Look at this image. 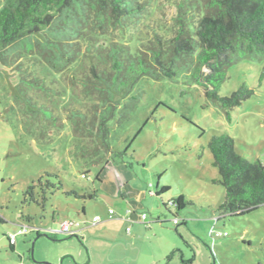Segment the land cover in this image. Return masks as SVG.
Wrapping results in <instances>:
<instances>
[{"label": "rangeland", "instance_id": "obj_1", "mask_svg": "<svg viewBox=\"0 0 264 264\" xmlns=\"http://www.w3.org/2000/svg\"><path fill=\"white\" fill-rule=\"evenodd\" d=\"M139 1L149 2L147 12L135 30L108 29L114 41L128 43L134 34L173 37L179 5L190 9L197 0ZM86 47L83 43L77 62L62 74L48 72L31 56L22 59L27 75L36 74L48 88L27 90V97L54 111L56 122L27 108L22 98L26 94L16 88L17 73L0 65V216L6 221L0 225V248L13 256L10 260L0 253V264H264V205L216 222L226 189L217 182L219 172L208 147L214 135L228 134L238 154L264 166L263 65L243 61L229 69L221 96L232 95L242 85L255 91L232 111V121L182 73L173 80H141L132 94L138 98L136 109H123L129 117L117 125V114L111 126L110 143L118 151L129 147L128 154L111 159L101 171L88 166L83 152L95 159L94 142L76 137L71 119V111H88L98 103L79 83L94 60ZM46 173L59 176V181H49L62 183L63 191L48 194L44 202L39 180L45 184ZM32 185L37 187L36 202H24ZM163 188L169 190L157 195ZM70 191L97 193V198L75 199L66 195ZM181 196L188 204L178 211L171 201ZM97 216L103 222L93 225ZM27 217L32 230L16 238L12 252L8 236L26 225ZM67 220L80 224L79 235H48ZM174 250L176 256L167 260Z\"/></svg>", "mask_w": 264, "mask_h": 264}, {"label": "trees", "instance_id": "obj_2", "mask_svg": "<svg viewBox=\"0 0 264 264\" xmlns=\"http://www.w3.org/2000/svg\"><path fill=\"white\" fill-rule=\"evenodd\" d=\"M147 5L149 2L139 0H0V65L17 73L16 88L25 94L30 89L48 88L36 74L27 75L23 58L31 56L48 72L62 74L77 62L83 43L87 45L86 52L94 60L79 83L98 103L88 111H71V119L76 137L94 142L95 159L83 152L90 160L88 166L101 171L111 159L128 154L129 147L118 151L110 143L111 126L117 114L121 115L117 125L129 117L123 109H136L138 98L132 94L141 80H173L182 73L204 90L206 100L222 110L228 121H232V111L255 93L242 85L232 95L221 96L229 69L243 61L257 62L263 65L264 80V0H197L190 9L182 3L175 19V35L170 38L157 33L151 38L134 34L126 43L108 35L110 28L122 33L135 30ZM22 98L27 108L56 122L54 111L34 104L27 94ZM208 147L219 172L217 182L226 189L220 221L227 216H245L263 206L264 166L238 154L228 134L214 135ZM45 178V184L43 178L39 180L44 202L48 194L63 191L62 183L49 181H59L58 175L46 173ZM36 188L32 185L27 189L24 202H36ZM168 190L163 188L157 195ZM66 195L84 201L97 198V193L70 191ZM171 204L180 211L188 202L181 196ZM5 223L0 216V225Z\"/></svg>", "mask_w": 264, "mask_h": 264}, {"label": "built area", "instance_id": "obj_3", "mask_svg": "<svg viewBox=\"0 0 264 264\" xmlns=\"http://www.w3.org/2000/svg\"><path fill=\"white\" fill-rule=\"evenodd\" d=\"M113 215H114V211L111 210L110 216H113ZM220 219H221V217H219L216 220V222L218 223L220 221ZM101 221H102V218L97 216L94 218L93 224L99 223ZM173 223H174V225H179L180 224L179 219L174 218ZM79 226H80L79 223H75L74 221L67 220V221H64L61 223L60 229L58 231H50V233L51 234H63L66 236H74V235L78 234L77 232H78ZM28 231H29V227L27 225H24L19 230L18 235H25L26 233H28ZM219 235L221 236V234H219ZM224 235H226V234H224ZM16 238H17V235H12L10 237V241L12 244L16 243Z\"/></svg>", "mask_w": 264, "mask_h": 264}, {"label": "crops", "instance_id": "obj_4", "mask_svg": "<svg viewBox=\"0 0 264 264\" xmlns=\"http://www.w3.org/2000/svg\"><path fill=\"white\" fill-rule=\"evenodd\" d=\"M115 214V213H114ZM108 216H109V218H113V216H110V211H109V214H108ZM26 221H27V223H26V225L29 227V231L28 232H30V230H32L31 229V227H30V224L32 223V219L30 218V217H27L26 218ZM53 221H55V219H54V217H53ZM103 221H101V222H99V223H96V224H93V225H98V224H100V223H102ZM220 222V221H219ZM218 222V223H219ZM6 224V223H5ZM22 226H24V225H21L20 226V229H21V227ZM176 226H178V225H176ZM50 231H53V230H50ZM50 231H48L47 233H48V235H50L51 237H54V236H56V235H60V234H51L50 233ZM18 232H19V230H18ZM18 232L15 234V235H17V237H19V236H26V234L25 235H18ZM63 235V234H62ZM78 235H79V233H78ZM12 235H9L8 236V241H9V249H10V251H12V252H14V250H15V247L17 246V244H18V242H17V239H16V243L15 244H12L11 243V241H10V237H11ZM41 237H44V235H37V239H39V238H41ZM67 237H69V238H72V236H67ZM168 250L169 249H167L164 253H163V255H167L166 253H169L168 252ZM0 253L1 254H4L5 255V257L6 258H8V259H12V257L13 256H10V255H8L9 253L7 252V249L5 250V249H2V248H0ZM8 253V254H7ZM175 253H178V250H174L171 254H169V256H167V260H172L176 255H175ZM182 255H184L183 253H182ZM171 257V258H170ZM183 264H192L191 262H185V261H183L182 262Z\"/></svg>", "mask_w": 264, "mask_h": 264}, {"label": "water", "instance_id": "obj_5", "mask_svg": "<svg viewBox=\"0 0 264 264\" xmlns=\"http://www.w3.org/2000/svg\"><path fill=\"white\" fill-rule=\"evenodd\" d=\"M34 254V246H33V250H32V255Z\"/></svg>", "mask_w": 264, "mask_h": 264}]
</instances>
